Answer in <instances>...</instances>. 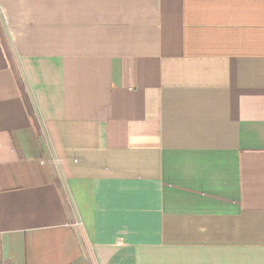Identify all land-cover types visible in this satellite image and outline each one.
Masks as SVG:
<instances>
[{
    "label": "crops",
    "instance_id": "0c3cea01",
    "mask_svg": "<svg viewBox=\"0 0 264 264\" xmlns=\"http://www.w3.org/2000/svg\"><path fill=\"white\" fill-rule=\"evenodd\" d=\"M0 264H264V0H0Z\"/></svg>",
    "mask_w": 264,
    "mask_h": 264
}]
</instances>
